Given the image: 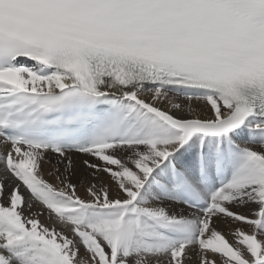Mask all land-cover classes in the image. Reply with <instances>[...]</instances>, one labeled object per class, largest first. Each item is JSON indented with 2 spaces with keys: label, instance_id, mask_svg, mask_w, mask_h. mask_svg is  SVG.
<instances>
[{
  "label": "snow or ice",
  "instance_id": "snow-or-ice-1",
  "mask_svg": "<svg viewBox=\"0 0 264 264\" xmlns=\"http://www.w3.org/2000/svg\"><path fill=\"white\" fill-rule=\"evenodd\" d=\"M0 264H264V0H0Z\"/></svg>",
  "mask_w": 264,
  "mask_h": 264
},
{
  "label": "bare ground",
  "instance_id": "bare-ground-1",
  "mask_svg": "<svg viewBox=\"0 0 264 264\" xmlns=\"http://www.w3.org/2000/svg\"><path fill=\"white\" fill-rule=\"evenodd\" d=\"M81 191H83V190H81Z\"/></svg>",
  "mask_w": 264,
  "mask_h": 264
}]
</instances>
